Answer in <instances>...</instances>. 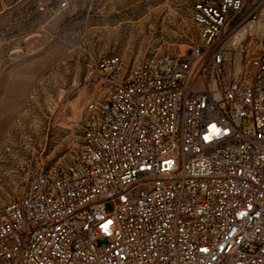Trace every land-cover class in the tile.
I'll return each mask as SVG.
<instances>
[{"label": "built area", "instance_id": "1", "mask_svg": "<svg viewBox=\"0 0 264 264\" xmlns=\"http://www.w3.org/2000/svg\"><path fill=\"white\" fill-rule=\"evenodd\" d=\"M190 18L182 55L97 62L79 149L19 169L0 264H264V30L223 77L226 43L264 21V0H192Z\"/></svg>", "mask_w": 264, "mask_h": 264}, {"label": "rangeland", "instance_id": "2", "mask_svg": "<svg viewBox=\"0 0 264 264\" xmlns=\"http://www.w3.org/2000/svg\"><path fill=\"white\" fill-rule=\"evenodd\" d=\"M0 0V221L31 171L81 145L83 113L97 95V62L182 55L196 40L192 0ZM250 24L224 48V81H237Z\"/></svg>", "mask_w": 264, "mask_h": 264}, {"label": "snow or ice", "instance_id": "3", "mask_svg": "<svg viewBox=\"0 0 264 264\" xmlns=\"http://www.w3.org/2000/svg\"><path fill=\"white\" fill-rule=\"evenodd\" d=\"M105 230L107 229V225H104Z\"/></svg>", "mask_w": 264, "mask_h": 264}]
</instances>
